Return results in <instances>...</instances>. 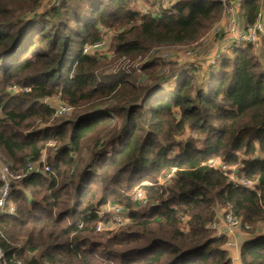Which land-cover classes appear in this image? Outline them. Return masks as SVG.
<instances>
[{
    "label": "trees",
    "instance_id": "obj_1",
    "mask_svg": "<svg viewBox=\"0 0 264 264\" xmlns=\"http://www.w3.org/2000/svg\"><path fill=\"white\" fill-rule=\"evenodd\" d=\"M139 1L0 0V163L18 173L47 150L50 168L11 182L15 214L0 216L6 264H232L227 237L212 229L219 210L249 236L239 264H264L263 52L237 45L199 81L193 69L165 73L154 57L139 73L106 75L104 56L82 54L104 32L116 31V59H145L197 42L222 15L220 0H167L141 16ZM260 6L243 3L246 25ZM52 98L70 111L56 115ZM106 204L128 221L97 232Z\"/></svg>",
    "mask_w": 264,
    "mask_h": 264
},
{
    "label": "built area",
    "instance_id": "obj_2",
    "mask_svg": "<svg viewBox=\"0 0 264 264\" xmlns=\"http://www.w3.org/2000/svg\"><path fill=\"white\" fill-rule=\"evenodd\" d=\"M245 1L246 0H220L223 10L224 20H222V23L213 26L210 32L207 33L206 37L210 38L208 40H213L214 37L221 35L222 30H224L228 34L227 35L228 37H224L222 39L221 48L216 52V54L213 57H211V59L207 61L208 67L214 65L217 58H219L221 55L227 52H230V50H232L235 46L243 43H249L252 44L253 46H258L259 40L261 38H264V5L262 3L254 23L251 25H246L245 29L241 31L239 25L238 13ZM161 5H163V0H157L152 8H149L147 6V3H145L139 7V11L137 12L141 16L155 14L158 13L159 9H161ZM107 44H108V40L104 37L98 42L84 45L82 49V54L83 55L99 54ZM186 55L187 56L190 55V51H187ZM8 90L11 93H17V92L27 93L29 92L30 89L29 88L20 89L17 86H11L9 87ZM69 111L70 108L63 105L59 101V104L55 109V114L63 115L68 113ZM48 146H52V143H49ZM207 164L208 166L215 169H219L222 172H226V173L228 172V169L223 165H221L217 160H211ZM49 171L50 168L47 165L46 160L43 156L36 162H30L26 164L25 168L18 173L10 172L7 166L0 163V183H1L0 216H4V215L9 216L15 214V207L11 203V198H10L12 181L22 180L28 178L31 175H35L41 172H49ZM173 172L174 170H172V173ZM228 176L234 185L244 187L250 191L255 190V185L253 183L248 182L244 179L237 180L233 178L234 176L231 174ZM170 178L171 175H167L164 180L167 181ZM132 196L141 206L145 205L146 200L138 189H135L132 192ZM97 215L100 219L96 226L97 232H101L105 228L106 223L110 225V228L111 227L117 228L121 225H124L128 221L127 211L120 206L112 205V204H106L102 206L97 212ZM223 218L231 230L238 229L239 227L238 221L234 219L229 212H224ZM105 221L107 222L105 223ZM213 227L214 225L212 226V229ZM26 253L30 255L29 251H27ZM0 264H6L3 259V253L1 248H0Z\"/></svg>",
    "mask_w": 264,
    "mask_h": 264
},
{
    "label": "rangeland",
    "instance_id": "obj_3",
    "mask_svg": "<svg viewBox=\"0 0 264 264\" xmlns=\"http://www.w3.org/2000/svg\"><path fill=\"white\" fill-rule=\"evenodd\" d=\"M156 1L157 0H154V1H151L150 3H148V2H145L142 0V1L137 2L133 6V8L136 11H139V7L145 3H147V6L149 8H152ZM168 2H167V0H163L164 6L161 5V9H168L170 6V3H168ZM261 3L264 5V0H261ZM238 19H239L240 29H241V31H243L246 27V22L244 19L242 7L240 8V11L238 13ZM222 20H224L223 19V10H222L221 18L213 26L222 23ZM211 28L209 29L208 32H210ZM115 32L116 31H113V30L106 31L103 33L102 38L105 37L109 43L110 39H112ZM207 33L204 36H202L197 42H195L191 45L176 46V47H172V48H162L158 51H155L156 53H154L152 55V57H146L145 59H139V58L137 59L136 58V59L132 60V59H126L124 57L116 59L114 57L115 55L111 52V50L109 48V44H108V46L105 45L104 49L99 54L101 56H104L106 59L105 61H107V62H106V65L101 67L100 71L103 73H106V75H109V76H114L118 73H125V74H131L132 72L139 73L141 66L144 65L150 58L154 57L159 63H161L163 65V70L165 73L170 69H173L175 71H185V70L187 71V70L193 69L195 71V73L198 75L197 78L199 81L200 78H206L207 77V75H208L207 72H208V68H209L207 61L209 59H211V57H213L216 54V52L221 48L222 39L224 37H228L227 36L228 34L224 30H222L221 35L214 37L213 40H208L210 38L206 37ZM263 43H264V38H261L258 42L259 45L255 46V49H257L258 52H260V53L263 52V56H264V45H263ZM187 51H190V55H188V56L186 55ZM227 53H229V52H227ZM227 53H225V55ZM173 83H174V80H171L170 82H168L166 84L165 87H168V86L172 85ZM47 104H49L51 107L56 109L58 104H59V100H58V98L57 99L52 98V99H49L47 101ZM44 128H45V126L43 125V123H38V124H36V126H34L33 129H31L28 132H25V134L26 135L28 133L30 135L35 134L36 132L42 131V129H44ZM189 138H190V134L189 135L187 134V136H185L184 138H181L179 141H182L184 139L188 140ZM48 147H52V146H48ZM42 156L45 158V160H47V158L49 156V154L47 153V150L43 152ZM234 170L235 169L233 168L232 169L233 173H234ZM233 178H235V177H233ZM105 229H116V228H113V227L110 228V225L106 223ZM236 230L239 231V229H236Z\"/></svg>",
    "mask_w": 264,
    "mask_h": 264
},
{
    "label": "crops",
    "instance_id": "obj_4",
    "mask_svg": "<svg viewBox=\"0 0 264 264\" xmlns=\"http://www.w3.org/2000/svg\"><path fill=\"white\" fill-rule=\"evenodd\" d=\"M232 171V170H231ZM224 210H219L216 213L214 221V236H226L228 239L226 249L231 258L232 264H239V249L243 242L249 240V236L245 233H242L240 230H231L226 222L224 221L223 215Z\"/></svg>",
    "mask_w": 264,
    "mask_h": 264
}]
</instances>
